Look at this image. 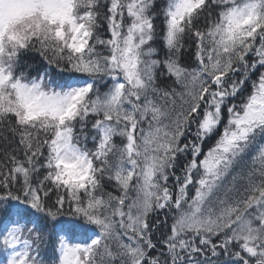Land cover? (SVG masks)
Segmentation results:
<instances>
[{
    "label": "snow or ice",
    "instance_id": "6c2138e0",
    "mask_svg": "<svg viewBox=\"0 0 264 264\" xmlns=\"http://www.w3.org/2000/svg\"><path fill=\"white\" fill-rule=\"evenodd\" d=\"M0 264H264V0H0Z\"/></svg>",
    "mask_w": 264,
    "mask_h": 264
}]
</instances>
